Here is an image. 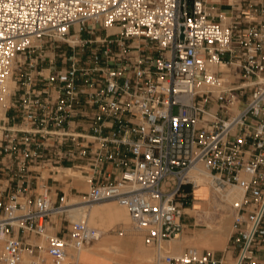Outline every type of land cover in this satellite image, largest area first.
Returning <instances> with one entry per match:
<instances>
[{"label":"built area","instance_id":"1","mask_svg":"<svg viewBox=\"0 0 264 264\" xmlns=\"http://www.w3.org/2000/svg\"><path fill=\"white\" fill-rule=\"evenodd\" d=\"M9 79L0 264H80L102 237L87 219L49 234L71 207L46 182L62 169L159 250L187 226L199 166L244 193L229 258L188 248L156 264H264V0H0V95Z\"/></svg>","mask_w":264,"mask_h":264},{"label":"bare ground","instance_id":"2","mask_svg":"<svg viewBox=\"0 0 264 264\" xmlns=\"http://www.w3.org/2000/svg\"><path fill=\"white\" fill-rule=\"evenodd\" d=\"M116 31H118L116 28L110 29L111 33L116 32ZM14 87H15L14 82L11 79H9L7 81L6 92L0 95V119L4 117L6 107L10 104V96L14 90ZM79 174L77 171L73 169L66 168V169L61 170V173L57 176V179L63 180L68 177L76 178L79 176ZM191 177L197 182L199 187L204 186V188L201 189L199 193L200 195H202L204 198L208 200L209 202L208 204L210 203L212 204V202L216 204L217 203L216 198H219V200L221 199L220 201L221 203L218 201L219 203L217 206L219 207V209L225 211V213L222 214L219 220L215 223L206 221L205 223L206 228L201 231L198 230L195 237L189 238L185 234L183 235L180 234L174 240L165 242V244L163 243L161 248L158 251H156L157 252L156 260L159 255H166V254L181 255L184 253L185 248H197L200 251H203L204 248H208L209 250L216 251V250L223 249L227 245V237H229V231H232L230 230V222H231V219L233 221V214H234L232 204H234L235 202H240L242 200L243 195H244L243 191L238 188H231L224 193L220 190L214 189L212 185V179L209 173L205 170L203 166H199L197 169H195L191 173ZM74 201L75 202L66 203L65 207H70V206L72 207L80 203V202H77V199ZM201 204L203 203L201 202ZM203 205L201 207L202 208L201 211L198 212L197 216L198 218L200 217L203 218L202 213H204L207 215V220H209L208 219L209 212L206 211L205 208H203ZM58 212H61V210L55 212L54 215H56ZM67 212L69 213L70 218L72 219L73 222L81 221L83 219L88 220L90 219V217L94 221L97 218L99 220V221L95 220V222H97L96 224H98L99 226L97 228H101L100 230H101L102 237L100 238L99 244L97 245L95 249L87 250L86 248H82L80 251L74 253V256L79 261V263L81 264H84V263L86 264H107L104 261H101L99 259L100 256L104 257L103 251H110L112 253H120L121 252L120 249L126 250L129 247L134 246V245H138L140 247L139 252L141 256L147 259L148 263L149 261H151V259H154L149 254V252L143 248L141 241L136 240L135 238H131L129 240H121L119 242V240L113 239V236L111 238L106 234L108 231H110V228H113L114 226L119 225V224L124 225V228H123L124 230L129 231L130 229H132L128 211L124 207L120 206L117 202L110 201V202H105L101 204L75 206V207L67 209ZM104 226H107L108 230L105 227L106 230L104 231L103 230ZM132 231H135V230L132 229ZM137 255H139V253Z\"/></svg>","mask_w":264,"mask_h":264},{"label":"rangeland","instance_id":"3","mask_svg":"<svg viewBox=\"0 0 264 264\" xmlns=\"http://www.w3.org/2000/svg\"><path fill=\"white\" fill-rule=\"evenodd\" d=\"M83 36L86 37V34H84ZM44 50L46 52L51 51V49H48L47 50L45 48H44ZM62 50L63 51L70 52V48L68 46H66V45L65 46L62 45ZM57 62L59 63L58 65L60 66L62 64V59L57 58ZM79 173L80 172H78V174ZM80 176H81V174H79V176L76 177V178L75 177H68V178H65L66 180L63 179L61 181H64L65 182V181H67L68 179H71V178L76 179V180H82V181H85L86 180L84 177H82V176L80 177ZM203 188H204V186H201V187H199L198 189L195 190L196 193H195V199H194V206H193V208L189 209L187 218L185 219L187 226L184 229L185 232L184 233L182 232V233L185 234L189 238L190 237L191 238L192 237H195L196 236V233L198 232V230L201 231V230L205 229L206 228V225H205L206 221H210V222H214L215 223V222H217L219 220V218L221 217V215L225 213V211L219 209V207L217 206L218 203L220 202L219 198H216L215 197L217 203L215 204V203L212 202V204H213L212 205L211 203L208 204L209 203L208 200L206 198H204L202 195H200L199 191L201 189H203ZM83 191L86 194V193H88L90 191V189L87 186L86 188L83 189ZM85 194H77V196H73V195L72 196H69L68 197L69 202H75L74 200H76V199H77V202H80L79 204L74 205L72 207L82 206V205H91V204H101V203H105V202L88 203V202H86L87 199H85ZM201 202L205 206L203 204H201ZM202 205H203V208H205L206 211L209 212V218H208L209 220H207V215L204 214V213H202L203 218L202 217L198 218V216H197L198 212L201 211V209H202L201 208ZM72 207H70V208H72ZM91 219H92L91 217H90V219H88L89 225L91 227H93V228L99 227L98 224H96L97 222H95V220L97 221L98 219L96 218L94 221H93V219L92 220ZM198 219H199V221H198ZM211 219H212V221H211ZM52 222L54 223V225L52 226L53 228L49 230L50 231L49 234L51 236L56 235L55 234V231H60L62 233V235H65L68 232V230L71 229L70 222H73V221L70 218V215L67 213V215L65 214L63 217L62 216H54L52 218ZM105 227L107 228V226H104L103 227V230L104 231L106 230ZM123 228H124V225L123 224L116 225L113 228H110V231H108L106 234L109 237H111V238L113 236V239L119 240V242L121 240H129L131 238H135L136 240L141 241V243L143 245V248L146 249L149 252V254L154 259H151V261H149V263H148L147 262V259H145L143 256H141V254L139 252L140 251L139 250L140 247L138 245L131 246V247H129L126 250H123V249L121 250L120 249V251H121L120 253H112L110 251H103L104 257H101L100 256L99 259L101 261H104L107 264H156V255H157V252L156 251H158V250H156L155 248L146 246L145 243H144L143 237L140 234H138L136 231H132V229H130L129 231H127V230H124ZM97 229L100 230L101 228H97ZM107 230H108V228H107ZM230 230H232V231H229V237H227V245L223 249L216 250L219 254H224L225 251L228 248L229 239H230V236L232 235V232H233V221H232V219H231V222H230ZM37 241L41 245H44V246L46 245V242H45L44 239H37ZM98 244H99V241L98 242H95V243H92V244L86 246L85 248L87 250H93V249H95L97 247ZM135 249L138 250V251H136ZM186 249H188V248H185L184 251H186ZM206 249H208V248H204V250H206ZM138 253H139V255H137ZM44 257L46 258V264H54L51 258H49L46 255H44ZM152 260H154V261H152ZM84 264H86V263H84Z\"/></svg>","mask_w":264,"mask_h":264},{"label":"crops","instance_id":"4","mask_svg":"<svg viewBox=\"0 0 264 264\" xmlns=\"http://www.w3.org/2000/svg\"><path fill=\"white\" fill-rule=\"evenodd\" d=\"M56 175L49 176L48 180L46 181L50 188V194L53 199H58L59 196L62 194H65L67 198L69 196H77V194H85L83 191L84 188L87 187V184L85 181L82 180H76V179H68L67 181H61L57 179ZM185 231H183L184 233ZM183 233H181L183 235ZM56 235H62L60 231H55ZM219 255H225L227 258H229V253L219 254Z\"/></svg>","mask_w":264,"mask_h":264}]
</instances>
